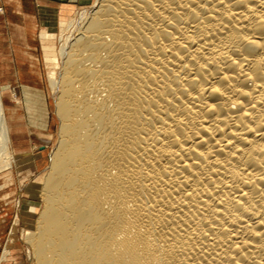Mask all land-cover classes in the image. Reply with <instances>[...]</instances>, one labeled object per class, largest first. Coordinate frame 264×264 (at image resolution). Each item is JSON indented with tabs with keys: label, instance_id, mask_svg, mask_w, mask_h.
Instances as JSON below:
<instances>
[{
	"label": "bare ground",
	"instance_id": "6f19581e",
	"mask_svg": "<svg viewBox=\"0 0 264 264\" xmlns=\"http://www.w3.org/2000/svg\"><path fill=\"white\" fill-rule=\"evenodd\" d=\"M91 9L61 60L46 56L59 140L32 260L264 264V0ZM7 110L0 86V159L14 160Z\"/></svg>",
	"mask_w": 264,
	"mask_h": 264
},
{
	"label": "rangeland",
	"instance_id": "374dc122",
	"mask_svg": "<svg viewBox=\"0 0 264 264\" xmlns=\"http://www.w3.org/2000/svg\"><path fill=\"white\" fill-rule=\"evenodd\" d=\"M97 1L0 0V33L13 36L12 46L0 40V68H8L0 69V86L16 156L0 159V264H39L32 260L26 237L36 231L44 206L40 186L59 140L60 123L48 78L53 65L46 56L61 60V46L78 33L84 13L89 15ZM42 31L53 35L43 38ZM6 162L12 163L11 172L4 168ZM13 229L16 240L2 258Z\"/></svg>",
	"mask_w": 264,
	"mask_h": 264
},
{
	"label": "crops",
	"instance_id": "0c3cea01",
	"mask_svg": "<svg viewBox=\"0 0 264 264\" xmlns=\"http://www.w3.org/2000/svg\"><path fill=\"white\" fill-rule=\"evenodd\" d=\"M0 20H3L2 18H0ZM0 40L1 41H4V42H8L9 43V46L11 45L12 46V40H13V36L11 35H9V33L8 32H6V31H2L1 33H0ZM1 55H4V53L1 51L0 52V59H1ZM2 63H1V61H0V65H1ZM2 71L4 70V71H8V68L6 69V68H0ZM9 82V84L10 85H12L11 84V82L10 81H8Z\"/></svg>",
	"mask_w": 264,
	"mask_h": 264
}]
</instances>
